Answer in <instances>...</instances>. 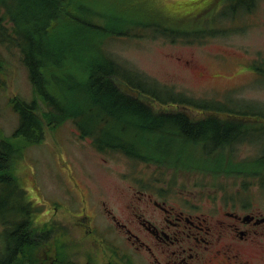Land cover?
I'll return each mask as SVG.
<instances>
[{"label": "rangeland", "instance_id": "obj_1", "mask_svg": "<svg viewBox=\"0 0 264 264\" xmlns=\"http://www.w3.org/2000/svg\"><path fill=\"white\" fill-rule=\"evenodd\" d=\"M132 1L134 3L126 7L127 11H155L152 15L155 22L165 19L163 24L168 27L200 38L191 42L170 41L155 34L153 37L152 33L147 32L150 38L131 35L114 40V55L119 62L129 66L128 68L138 72L146 82L151 81L159 88L152 90L158 96L150 89L148 93L140 92L141 96L138 90L131 86L133 101L148 104L146 107L150 110L149 115L159 116L162 113L156 114L153 107L157 112L179 109L174 104L168 106L166 102H172L169 100L180 98L201 100V103L214 100L215 108L207 109H215L216 114L198 113L191 104L183 105V108L202 117H215L218 119L216 123L219 124L228 121H255L247 115H228L227 111L234 105L230 98L245 101L250 107L264 110V72L260 67L262 65L264 68V0H255L249 8L243 9L246 12L228 11V14L233 15L222 23L221 13L230 8L231 4L236 5L238 2ZM117 9L114 7L112 13L117 14ZM209 30L229 32L210 35ZM204 31L207 32L199 34ZM86 56L94 58L93 52ZM0 60V84L3 86V89L0 88V138L7 144L2 146H9L8 156L12 157V164L6 172L15 175L19 187L25 190L26 199L36 207L37 212L33 215L36 225L34 227L42 232L48 228L53 229L50 241L38 248V253L35 254L37 257L50 262L57 251L56 242L64 245L68 251L66 264H79L88 259L95 264H144L141 255L115 230L104 213L103 204L105 202V206L114 208L121 214V210L115 205L117 198L125 196L131 187L150 189L158 178L163 180L162 185L165 184L164 193L171 196L175 202L183 200L178 194L181 191L211 192L218 196L220 204L224 203L220 197H226L230 201L234 198L253 207H260L264 211V182L256 183L251 178L226 177L224 173L213 175L194 169L174 168L197 166L205 171L210 170V165L216 164L215 159L204 161L197 157L198 162L187 165L192 159L191 151L179 150V146H209L214 139L208 142L205 139L198 140L201 136L194 138L176 131L157 130L148 124L143 116L126 112L119 115V118L111 115V128L104 129L102 136L107 132L123 131L126 138L124 144L135 146H128L126 150L137 155L138 159L133 160L123 152L112 151L108 154L95 146L91 136L79 132L80 128L74 115L84 112L81 105L85 102L91 103V98H87L82 85H70L68 76L73 74L78 77L82 73L81 70L69 72L49 66L39 71L43 88L56 106L60 107L65 99H70L74 106L80 107L69 109L71 115L64 113L59 123L51 124L45 116L51 115L48 96L42 98V94L32 87L33 83L30 82L19 51L15 47L9 48L0 43ZM252 64L259 66L253 68ZM50 76L58 78L51 82L52 88L47 84ZM126 79L132 81L131 78ZM74 91L83 92V95H76ZM171 93L177 98L171 96ZM12 95L22 100L23 104L33 100L39 103L42 131H39L37 143H30L27 137L34 130H26L29 129L27 122L32 114L25 105L22 109L26 117L24 132L21 136L12 135L19 116L14 112V103L11 106L9 101ZM150 95L157 99L151 98ZM134 104L136 105L135 102ZM51 116L58 117L57 114ZM258 123L264 124V119H258ZM117 138L115 133L114 139ZM109 145L111 144L103 143L102 147ZM166 146H171V149ZM251 146L255 144L238 146V157L256 154L257 151L254 152ZM10 193L8 191L4 196L9 198ZM201 203L207 204L206 207L202 206V211L210 210L208 198L203 199ZM2 205L4 206V203ZM80 217L84 219V226L78 224ZM112 240L118 245V253L100 245ZM64 253L67 252L64 250ZM88 254H91L90 258Z\"/></svg>", "mask_w": 264, "mask_h": 264}, {"label": "trees", "instance_id": "obj_2", "mask_svg": "<svg viewBox=\"0 0 264 264\" xmlns=\"http://www.w3.org/2000/svg\"><path fill=\"white\" fill-rule=\"evenodd\" d=\"M234 1L238 3L231 4L230 8L221 13V23L233 15L228 14V11L242 12L244 8H249V5L255 2V0ZM132 2V0H0V43L9 48L15 47L19 51L33 86L42 94V98L48 96L51 115L57 114L58 117L46 114L47 120L51 124H57L64 113L67 116L71 115L69 109L80 107L74 106L70 99H65L62 106H56L52 97L46 94L43 88L39 71L49 66L69 72L79 69L82 71L80 76L70 74L69 83L72 86L82 85L83 92L87 98H91L89 100L91 103H82L81 110L83 109L84 112L80 111L82 113L74 116L80 128L79 132L91 136L98 149L120 151L138 159L137 155L126 150L129 145L124 144L126 138L123 136V131L107 132L102 136L104 129L111 128L109 123L111 115L119 118L123 113L132 112L143 116L145 121L157 130L176 131L194 138L201 136L198 140L205 139L208 142L215 140L209 146H199V144L179 146V150L191 151L192 159L187 165L198 162L197 157L204 161L215 159L216 164L210 165V170L205 171L197 166L174 168L194 169L213 175L264 174V124L258 123V119H264V110L249 106L247 113V105L241 111L236 107L233 108L237 112L234 115H247L255 121L253 123L228 121L219 124L216 123L218 119L215 117H193L182 111V105L186 104H191L198 113L204 111L209 106L204 107L200 100H182L171 93V96L177 99L166 103L168 106L174 104L179 109L157 112L153 107L156 114L162 113L159 116L149 115L150 110L146 107L148 104L137 99V102L132 100L131 86L136 88L140 95L148 93L149 89L152 91L159 88L151 81L146 82L138 72L128 68L129 66L119 62L114 55L112 46L114 40L128 38L131 35L150 38L147 32L152 33L153 37L155 34L170 41L191 42L200 39L168 27L163 24L165 19L155 22L152 19L155 11L148 9L138 12L127 11L126 7ZM114 7L118 8L117 14L112 13ZM210 32V35H214L229 31L209 30L208 33ZM89 52H93L94 58L86 56ZM125 76L131 78L133 82ZM57 79L50 76L47 80L48 86L52 88L51 82ZM83 92L74 91V94L83 95ZM150 97L157 99L154 95ZM13 101V107L19 115V124L14 135L21 136L24 132L26 117L22 109L25 105L32 114L27 122L29 129L26 130H34L27 137L30 143H35L39 139V131H42V121L37 112L36 101H25L28 104H23L18 98H14ZM45 113L46 111L43 114ZM115 133L118 136L116 140ZM103 143L111 145L102 147ZM251 143L255 144L251 147L257 153L238 157V146H250ZM8 147L0 146V264H46L35 254L38 253L42 241L49 239L53 229L48 228L47 231L42 232L33 226L36 207L26 199V194L20 189L15 177L6 172L11 157L8 156ZM129 147L135 148V146ZM166 147L171 149V146ZM8 191L11 192L9 198L4 196ZM56 249L62 257V264H66L68 251L62 244H56ZM87 256L90 258L91 254Z\"/></svg>", "mask_w": 264, "mask_h": 264}, {"label": "flooded vegetation", "instance_id": "obj_3", "mask_svg": "<svg viewBox=\"0 0 264 264\" xmlns=\"http://www.w3.org/2000/svg\"><path fill=\"white\" fill-rule=\"evenodd\" d=\"M241 102L234 101L228 115L237 113L236 107L244 110L243 105H236ZM223 175L264 182V174ZM162 181L158 178L145 190L131 187L117 198L115 205L121 214L103 204L115 230L141 255L144 264H264V211L260 207L226 197H220L224 202L220 204L215 193L196 191L179 192L183 200L175 202L164 193ZM206 198L211 208L202 211L207 204L201 201ZM79 219L78 224L84 226V219ZM100 245L119 252L113 240ZM89 263L95 264L90 259L79 264ZM46 264H62V257L56 251Z\"/></svg>", "mask_w": 264, "mask_h": 264}]
</instances>
